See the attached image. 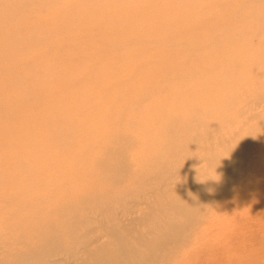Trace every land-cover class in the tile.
Returning <instances> with one entry per match:
<instances>
[{
    "label": "bare ground",
    "instance_id": "obj_1",
    "mask_svg": "<svg viewBox=\"0 0 264 264\" xmlns=\"http://www.w3.org/2000/svg\"><path fill=\"white\" fill-rule=\"evenodd\" d=\"M250 191L264 0H0V264H220Z\"/></svg>",
    "mask_w": 264,
    "mask_h": 264
},
{
    "label": "rangeland",
    "instance_id": "obj_2",
    "mask_svg": "<svg viewBox=\"0 0 264 264\" xmlns=\"http://www.w3.org/2000/svg\"><path fill=\"white\" fill-rule=\"evenodd\" d=\"M60 1L65 2L68 0ZM48 7L51 6H40L37 9L44 12ZM242 195L245 199L242 197V200L237 202L238 198H235L232 202H228L222 206L221 213L223 218L228 217L227 215L230 213L231 216H234V219L236 215L239 214V216L236 221H233L230 227L231 229L229 230L233 234L232 240L224 241L220 245L217 257L220 264H228L229 262L231 264H264V226L261 227L259 225L260 217L264 216V199L261 197V192L254 193V191H250V193L247 192ZM236 205L237 207H235ZM224 215L226 216L224 217ZM244 216L246 219H244ZM215 226L217 231L214 228L211 242L217 241L218 237L223 235V226L229 227L228 224L222 222ZM175 262L176 264H196L197 260L191 261L190 259L187 262L182 256Z\"/></svg>",
    "mask_w": 264,
    "mask_h": 264
}]
</instances>
